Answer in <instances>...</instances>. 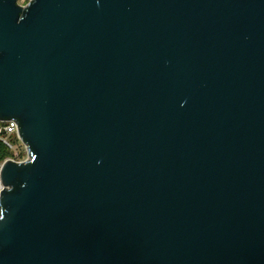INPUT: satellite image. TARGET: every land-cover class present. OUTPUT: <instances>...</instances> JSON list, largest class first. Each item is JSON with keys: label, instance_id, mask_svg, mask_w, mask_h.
<instances>
[{"label": "water", "instance_id": "water-1", "mask_svg": "<svg viewBox=\"0 0 264 264\" xmlns=\"http://www.w3.org/2000/svg\"><path fill=\"white\" fill-rule=\"evenodd\" d=\"M0 264H264V0H0Z\"/></svg>", "mask_w": 264, "mask_h": 264}, {"label": "built area", "instance_id": "built-area-1", "mask_svg": "<svg viewBox=\"0 0 264 264\" xmlns=\"http://www.w3.org/2000/svg\"><path fill=\"white\" fill-rule=\"evenodd\" d=\"M30 1L31 0H18V4L25 7L30 4ZM13 136H15L16 140L20 143L21 150L16 149L10 156L0 162V198L3 190L6 188L1 177L4 164L10 160L22 163L30 159L29 148L21 136L18 122L13 118L0 119V143L8 147L11 152L12 149L16 148V144L12 141Z\"/></svg>", "mask_w": 264, "mask_h": 264}, {"label": "trees", "instance_id": "trees-1", "mask_svg": "<svg viewBox=\"0 0 264 264\" xmlns=\"http://www.w3.org/2000/svg\"><path fill=\"white\" fill-rule=\"evenodd\" d=\"M12 152L8 147L4 144L0 143V162L4 160L6 157L10 156Z\"/></svg>", "mask_w": 264, "mask_h": 264}, {"label": "rangeland", "instance_id": "rangeland-1", "mask_svg": "<svg viewBox=\"0 0 264 264\" xmlns=\"http://www.w3.org/2000/svg\"><path fill=\"white\" fill-rule=\"evenodd\" d=\"M12 141L16 144V148L12 149V153L16 150V149H20V143L16 140L15 136L12 137Z\"/></svg>", "mask_w": 264, "mask_h": 264}]
</instances>
